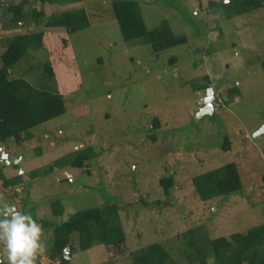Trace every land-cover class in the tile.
I'll return each mask as SVG.
<instances>
[{"label":"rangeland","instance_id":"374dc122","mask_svg":"<svg viewBox=\"0 0 264 264\" xmlns=\"http://www.w3.org/2000/svg\"><path fill=\"white\" fill-rule=\"evenodd\" d=\"M138 1L150 27L154 24L152 18L158 14L170 18L177 33H186L190 42L156 56L144 42L123 38L118 24L110 21L112 0H69L62 4L83 6L91 18L89 30L73 36L76 51L73 57L80 61L84 83L81 97L87 101L86 105L80 107L68 99L72 108L69 106L66 114L35 130L31 146L41 144L45 150L43 156L38 158L29 148H17L10 141L6 147L16 155L10 163L2 161L0 165H8L6 176L10 180L36 166L45 168V173L48 172L45 166L54 165L57 156L89 146L98 153L96 164L87 167L92 174L83 168H56L45 177V182L36 180L30 190L26 184L20 185L28 191L22 195L16 193L19 192L16 186L5 188L0 179V212L4 205H20L21 212L38 222L48 218L60 223L70 216V211L75 212L74 206L79 207L85 197L89 206L103 202L106 195L120 194L128 199L138 192H154L151 200L164 199L159 181L174 174L175 185L170 196L174 205L169 208L174 212V233L180 228L206 224L213 235H220L264 222L261 215L264 131L257 135L264 128V8L226 19L221 10L209 11L210 0H174L180 10L172 6L173 2L169 5L162 0ZM4 2L0 0V12ZM183 7L196 12L198 19H193L188 10L187 17L179 14ZM199 19L209 24L207 34L202 37L192 24L193 20L200 22ZM41 55L48 59L43 51ZM172 56L177 62L168 64ZM30 61L37 59L32 56ZM200 78L201 82H209L207 90L203 91L199 85ZM60 81L61 77L56 76L48 86L54 91ZM210 87L215 88L217 97L214 112L201 116L199 112L207 104ZM232 87L237 92H229ZM157 116L161 127L154 129L152 120ZM154 131L158 135L156 143L149 140ZM227 137L231 142L228 150L223 147ZM232 160L241 172L242 192L209 203L194 199L193 177ZM17 163L21 166H14ZM68 175L75 180H70ZM50 176L54 178L52 182ZM73 192L79 193V203L75 200L71 203L69 196ZM27 195L34 202L33 212L27 211L30 204L27 210L23 208ZM92 195L93 199H89ZM59 198L68 211L55 216L51 207ZM161 209L149 206L121 209L132 248L155 241L161 228H156L152 220H161L165 215L157 214ZM52 231L53 226L42 230L41 240L48 242ZM164 235L168 236L169 231H164ZM1 243L0 262H3L7 254ZM66 254L71 255L72 264L108 262L106 250L100 244L86 251L76 248ZM36 264H53V261L43 252L37 255ZM118 264L127 263L122 260Z\"/></svg>","mask_w":264,"mask_h":264},{"label":"trees","instance_id":"16d2710c","mask_svg":"<svg viewBox=\"0 0 264 264\" xmlns=\"http://www.w3.org/2000/svg\"><path fill=\"white\" fill-rule=\"evenodd\" d=\"M66 1L69 0H20L18 2L5 0L2 4L0 12V147L5 146V150L10 154V160L16 155L9 152V148L6 147L10 141L14 142L17 148H29L27 150H32L38 158L43 156L45 150L41 144L31 146L35 130L66 114L68 107L71 106L68 99H73L74 104L78 103L80 107L86 105L87 101L81 97L84 83L80 61L77 56L75 59L73 57L76 52L73 36L89 30L91 18L83 6H62ZM161 2L169 5L173 2L172 6L180 10L174 0ZM209 3V11L215 13L221 10L226 19L247 15L264 8V0H230L229 2L210 0ZM110 5V21L114 20L118 24L123 38L126 41L144 42L150 46L156 56L166 54L175 47L186 46L190 42L186 33H177L170 18L161 17L158 14L152 18L154 24L150 27L138 0H112ZM187 10L183 7L179 14L187 17ZM188 11L193 19H198L199 15L196 12ZM192 24L200 37L207 34L209 24L203 19L200 22L193 20ZM42 51L45 57L47 56V60L43 58L44 55H41ZM32 56L36 57L37 61H30ZM176 60L177 58L172 56L168 64L175 63ZM262 68L264 70V60ZM56 76L61 77V81L57 89L53 91L48 85L50 80L56 79ZM199 81L204 91L209 82H201V78ZM229 92H237V88L232 87ZM225 102L228 103L229 100L225 99ZM152 123L154 129L161 127L158 116L152 120ZM149 138L156 143L158 141L156 131L150 134ZM230 143L227 137L223 147L228 150ZM1 153L0 151V157ZM97 157L98 153L90 146L78 148L57 156L54 165L45 166L48 172L43 173L45 168L36 166L11 180L6 176L9 168L5 163L0 165V179L4 181L5 188L26 184L27 189L30 190L36 180L45 182V177L58 169L83 168L87 173L92 174L87 167L93 168ZM2 161L7 162L6 159L0 158V162ZM18 164L14 166H21ZM53 180L54 178L50 176V182ZM193 183L194 199L206 203L238 194L243 190L241 172L234 160L194 176ZM159 184V190L164 195V199L157 197L151 200L150 196H153L154 192H146V194L138 192L140 194L135 196L132 194V198L128 199H124L120 194L112 197L106 195L103 202L99 204L94 202L96 205L89 206L85 197L79 207L74 206L75 212L70 211V216L60 223L42 218L40 222L42 230L53 226L51 239L48 242L41 240L45 246L44 252L53 264L56 262L72 264L65 251L68 246L72 251L76 248L86 251L99 244L106 250L108 262L105 264H118L122 260H126L127 264H264V222L220 235H213L206 224L192 225L184 230L180 228L177 233H174L172 221L174 212L169 210L174 205L170 197L175 185L174 174L162 177ZM26 187L16 193L19 195L23 192L28 193ZM77 194L73 192L69 196L71 203L72 200L75 202L80 200ZM27 196L23 208L27 210L26 207L30 204L31 209L27 211L33 212L34 202L31 198L29 199V195ZM89 199H93V195L89 196ZM142 206H149L152 209L153 207L162 208L161 212L157 211V214H165L161 220H152L156 228H161V232L155 235L154 242L132 248L120 211L121 209L133 210ZM51 210L55 216H61L68 211L61 198L52 203ZM176 211L180 212V209L177 208ZM261 215L264 216V210ZM177 224L179 225V222ZM164 231H169V235L165 236ZM152 232L156 231L152 230ZM0 264H7V260Z\"/></svg>","mask_w":264,"mask_h":264},{"label":"clouds","instance_id":"9594fccd","mask_svg":"<svg viewBox=\"0 0 264 264\" xmlns=\"http://www.w3.org/2000/svg\"><path fill=\"white\" fill-rule=\"evenodd\" d=\"M209 89H213V95H215V88L210 87ZM0 148L6 151L5 147ZM9 157V162L2 157V153L0 158L2 160L6 159L10 163ZM68 177L72 181L75 180L70 175ZM16 187L19 191L22 190L19 185ZM41 233V223L30 214L21 212L15 205H4L2 212H0V242L3 243L6 250L7 264H36L37 255L45 251L44 244L41 241ZM68 247L72 251L71 247ZM66 255L71 258V255Z\"/></svg>","mask_w":264,"mask_h":264},{"label":"water","instance_id":"95a60500","mask_svg":"<svg viewBox=\"0 0 264 264\" xmlns=\"http://www.w3.org/2000/svg\"><path fill=\"white\" fill-rule=\"evenodd\" d=\"M227 1L229 2L230 0H227ZM216 99H217V97L215 95H213V89H209L208 97L206 98L207 104L205 105V107H202L200 109L199 115L202 116L203 114H206V113L210 114L211 112H214V108H215L214 101ZM209 108H211V109H209ZM261 131H264V128H262L259 132H257V135L259 133H261ZM0 150H3V148H0ZM2 157L6 158L8 160V162H9V159H8L9 154L6 151H4V150L2 151ZM66 251L69 252L70 248L68 247L66 249ZM67 257H68V255H67Z\"/></svg>","mask_w":264,"mask_h":264},{"label":"flooded vegetation","instance_id":"af4514ba","mask_svg":"<svg viewBox=\"0 0 264 264\" xmlns=\"http://www.w3.org/2000/svg\"><path fill=\"white\" fill-rule=\"evenodd\" d=\"M19 206H20V205H18V206H16V205H15V207H16L18 210H20V211H21V209L19 208Z\"/></svg>","mask_w":264,"mask_h":264}]
</instances>
